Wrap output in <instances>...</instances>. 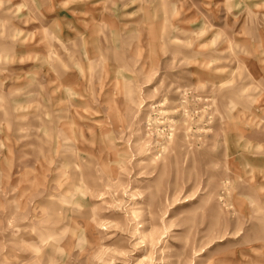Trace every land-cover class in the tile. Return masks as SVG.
<instances>
[{
  "label": "rangeland",
  "instance_id": "1",
  "mask_svg": "<svg viewBox=\"0 0 264 264\" xmlns=\"http://www.w3.org/2000/svg\"><path fill=\"white\" fill-rule=\"evenodd\" d=\"M0 264H264V0H0Z\"/></svg>",
  "mask_w": 264,
  "mask_h": 264
}]
</instances>
